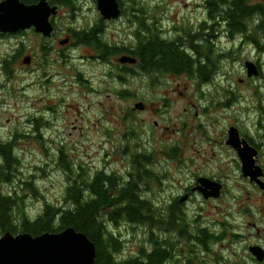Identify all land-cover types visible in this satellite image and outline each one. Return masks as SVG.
Returning <instances> with one entry per match:
<instances>
[{"label":"rangeland","instance_id":"rangeland-1","mask_svg":"<svg viewBox=\"0 0 264 264\" xmlns=\"http://www.w3.org/2000/svg\"><path fill=\"white\" fill-rule=\"evenodd\" d=\"M122 1L125 2V15L112 24L111 32L125 36L126 42L133 41L138 30V23L131 14L132 10L137 8L136 0ZM137 1L143 4L146 16H163L161 21L165 28L172 27L173 23L181 25L190 20L196 21L205 11L204 7L198 6L202 5L201 0ZM158 1L160 3H157ZM90 16L91 14L87 15ZM68 18L67 14H63L64 21ZM81 18L74 20L75 23L76 21L83 23L84 18ZM20 41L26 46L25 49L23 46L20 48L23 58L28 51L39 50L40 37L34 33L16 35L0 41V62L7 55L18 52ZM240 42V37L234 41L226 40V47L228 49L235 47V51L226 55L218 78L209 84H199L198 81H191L186 76L175 77L170 83L164 80L161 84L158 82L152 84L140 75H130L124 84V81L112 76L111 87L109 82L101 85L98 82L99 78H96L94 87L104 89L98 93L91 88L93 80L80 81L76 75L78 68L86 78L92 77L95 73L91 59L80 57L85 50H74L70 45L65 49L66 54L70 53L69 56L65 55L63 58L55 54H48L45 58L37 56L36 67L29 70L22 67V62L16 54L17 58L13 62L7 61L14 64V67L9 66L8 70H2L0 67V143H13L20 161L17 171L12 174V180L0 182L1 191L11 192L20 197L23 208L30 218H36L42 213L46 204L63 207L66 205L67 181L71 180L59 165L61 153H64L80 172L84 169L94 174V170L107 169L110 172L125 173L129 161L127 156L124 157L122 147H125V144L134 146L140 139L143 140L142 121L146 120L152 126L154 120H160L166 115L171 116L172 119L169 121L172 125L175 121L179 123L187 121L191 126L190 129L182 131L181 124L179 128L176 127V131L167 132V140L170 143L178 141L182 145V156L187 165H180L177 161H166L161 156L162 164L155 168L158 166L165 168L169 176L162 186L157 188L156 180H151L150 185L155 189L157 199L168 200L182 194L186 187L194 183L193 177L196 173L212 171L220 175L225 174L235 191L233 194L224 199L207 198L199 194L195 200L186 202L187 218L192 231L197 230V225L204 224L211 231L220 232L221 223L228 214L235 223L236 217L233 215H237L246 207L252 209L254 215L252 221L255 225L254 223L243 225L241 230L244 237L241 239L234 238L233 228L228 227L226 238L211 241L209 250L199 245L193 246L190 242L192 247H184V254L177 253L180 262L168 264H264L252 258L248 250V245L253 243L264 245V199L260 188L245 179L231 161L225 143V135L233 124L254 134L257 132L260 125L256 107L260 102L264 103V78L260 79L257 76L249 78L245 68L248 59L260 57L264 63V53L249 42H244L240 48ZM56 63L59 66L56 67ZM41 65L45 66L47 74H51L46 82L47 88L41 87L38 83L43 80L41 78L43 72L39 68ZM229 87L234 90L238 99L225 108L209 114L200 112L199 117H194L191 112L185 113L187 100L183 99L184 97L194 98L191 105L209 106L212 98L226 101L227 96H233L234 94L228 91ZM125 89L135 95L148 96L149 102L158 96L168 97L170 108L166 111L160 103L155 105L160 108L157 113L151 110L139 111L136 108L135 115L138 119L136 121L128 115L134 104L131 100H124L118 92ZM107 96L111 99L108 100ZM62 100L63 104L59 105ZM50 105L58 108L57 115L61 118H51L49 111L45 112L47 115L43 117L45 120L41 118V112ZM200 123L203 125L202 129H199ZM108 128L111 129L109 139L111 143L105 142L108 139L106 135ZM155 131L159 133L158 129ZM128 132L130 138L125 139ZM61 144H65L67 150L59 151L58 147ZM168 157L170 156L165 159ZM206 160L208 161L205 162ZM2 163L3 158L0 155V165ZM234 195L236 198H232ZM111 227L116 229L112 225ZM117 228L119 229L116 231L121 232V237L125 241L123 251L120 252L124 257L135 254L146 242L147 235L143 227L133 229L122 221Z\"/></svg>","mask_w":264,"mask_h":264},{"label":"flooded vegetation","instance_id":"flooded-vegetation-1","mask_svg":"<svg viewBox=\"0 0 264 264\" xmlns=\"http://www.w3.org/2000/svg\"><path fill=\"white\" fill-rule=\"evenodd\" d=\"M3 0H0V3ZM22 2L30 5V4H36L40 0H21ZM50 6L57 7V14L50 16V21L53 26V32L50 37L45 36L43 33H39L36 31V28L33 26L31 28H27L25 30H20L16 33H0V41L12 38L16 35H31V33H34L38 37H40V43H39V50L37 52L28 51L26 55L23 58V54H21L20 48L23 46L20 41V46L17 47L18 52V58L20 62H22V67L24 69H31L36 67V57H43L45 58L48 54H55L59 56L60 58H63L65 55L69 56L70 53L66 54L65 49H67L70 45L73 47L74 50H85L86 52L81 55L82 59L88 58L91 59V64L94 67V75L90 78L84 77L85 75L83 72L76 70L77 78L82 80H88L92 81L91 88L94 89V92L98 93L101 92V90H104L102 87L95 88L94 83L97 81L96 78H99L98 82L101 85H106L108 82L111 87V80L112 76L118 77L121 81L127 82V78L130 75H137V76H143L147 80H149L152 84L163 83L164 80L168 83H170L175 77L178 76H186L191 81L195 80L198 81V83H205L209 84L214 79L218 78V73L222 70L223 65L225 62V57L227 54H231L235 51V47L227 48L225 43L226 40L228 41H234L237 37L241 38L240 42V48L244 42H249L251 45H255L256 49L262 53H264V49L260 50L259 44H264L263 41H256L252 38H250L248 35H238V36H230L229 33L226 31V25L225 22L220 20L218 16H211L209 15V7L207 4V0H201L202 5H198L199 7H204V13L201 17L197 18L195 20H190L188 23L184 22L183 24L179 25V23H173L172 27H167L163 25V22L161 21L160 17H148L145 16V22L148 26L152 25L156 29L155 32H145V28L143 25L138 26V29L140 27V30H142L138 35L133 37V41H125V36H118L115 33L111 32L112 24L118 22L122 17L125 15V2L122 0H118L120 3V8L122 10V14L117 19H106L104 18L103 14L98 8V0H71L70 4H61L58 2V0H46ZM157 3H160L158 1ZM160 7V6H156ZM162 13V11H161ZM63 14H67L69 18L67 21H64ZM88 14H91L90 17H87ZM94 14V19H92V16ZM82 17L81 19L84 20L83 23H78L74 20H77L78 18ZM88 21H86V20ZM72 21V22H71ZM68 23H70L68 25ZM138 33V32H137ZM144 36L152 37L154 39V42L156 44L157 49H161L162 46L164 48H171L173 44H176V48L179 47L181 51H184L187 55L191 57L194 63V67H196L197 72L196 73H189V72H182L181 74H178L175 71L171 70H163L161 68H158L156 70L155 74H152V72L146 71L144 68V65L142 64V58L140 56H135L137 58V62L134 64L131 63H125L120 61V57L129 54L132 55L135 49L137 47H140L142 49L141 45H147L148 42L141 41V38ZM67 40L66 43H62V41ZM89 40V41H87ZM142 42V43H141ZM140 44V45H139ZM139 45V46H137ZM178 46V47H177ZM23 48L25 49L26 46L24 45ZM239 48V49H240ZM16 52V51H15ZM7 55L6 57L2 58L0 62V67L2 70L7 69L9 66L14 67V64L7 63V61L13 62L17 58V55L15 54ZM134 56V55H133ZM29 58V62H25V59ZM254 61L259 70V77L260 79L264 78V63L261 60L260 57L254 58V59H248ZM20 66V64H18ZM17 65V66H18ZM56 67L59 66L58 63L55 65ZM42 70L41 78H43L42 82H38L41 87H46V82L49 79L51 74H47V71L45 70V66L41 65L39 67ZM198 68H210L211 69V78L210 80H207L206 78H202L199 74ZM82 75V76H81ZM249 77V76H248ZM252 78V77H249ZM254 79V78H253ZM207 80V81H206ZM244 79H241L243 81ZM264 85V84H263ZM263 85H261L263 87ZM225 87V85H222ZM227 88V87H226ZM229 93L234 94L233 96H227L226 101H220L219 99L212 98L210 101L209 106H201L199 104L191 105L194 103L193 97H184L183 99L187 100V105L184 107L185 113L191 112V115L194 117H199L200 112L203 114H209L212 111H218L221 108H225L226 105L231 104L235 100L238 99V96L235 94L234 90L229 87ZM119 94L122 96V98L131 100V103L134 104L131 109L132 111L128 112V115L132 116L133 119L138 120L135 113L137 104L140 103L142 105V108H138L139 111L144 110H151L155 111L157 113V110H160V108H157L155 105L160 103L162 104L163 108L168 111L170 108V100L168 97H161L158 96L154 99H152V102H149L148 96H142V95H135L134 93H131L128 89L125 90H119ZM261 93V92H260ZM134 94V95H133ZM262 94V93H261ZM167 96V95H166ZM262 96V95H261ZM260 96V97H261ZM204 95H202V98ZM107 99L110 100L111 97L107 96ZM59 105L63 104L62 102L58 103ZM57 109L56 107H47L44 109L45 111L41 112V118L45 120L43 117H47L46 111L51 112L50 117L54 119H59L57 115ZM257 109V117H258V124L260 125V128L257 130V132L254 134L253 132L240 129L236 125H231L229 129L232 126L237 127L239 130V137H240V148L245 147V143L243 140L246 141L248 146L252 148L254 151L253 160L255 161V164L261 166L263 168L264 172V103L260 102L259 105L256 107ZM169 119H172V117H168L167 115L163 118H160V120H154L152 126L149 125V122L146 120L142 121V136L143 140L138 142V144L132 146L130 144H125V147H122L123 149V155L124 157H128V166L126 167V172L121 173L119 171H108L107 169H98L94 170V172H104L107 176H115L119 177L123 183L128 182L133 178V175L135 173V167L134 162L137 160L139 156H149V161L147 162L149 164V167H151L155 173L154 179L156 180V183L158 184L155 186L156 188L159 186L161 187L164 180L169 176L168 171L164 170L165 168H155L158 164L162 162V159L164 157V160L166 161H177L180 165H187L186 161L184 160V156H182V145L180 142L176 141L174 143H170V141L167 140V132L169 130L176 131V127H180L182 124V131H186L191 128L189 122L187 121H175L172 125V123L169 121ZM46 123H49L46 121ZM202 123L199 125V129H202ZM146 127H148L146 129ZM155 129L159 130V133L155 131ZM228 129V131H229ZM110 130H106V135L108 136L106 143H111L110 139ZM228 131L226 137V145H227V153L230 157L231 161L238 167L240 173L242 176L247 179L251 184L257 186L260 188V193L262 195V198L264 199V188H261L259 184L256 181H252L251 177H247L243 174L242 171V159L239 154V148H235L234 146L227 143L228 140ZM130 132L125 134V139L130 138L129 135ZM137 134V132H136ZM67 146L65 144L59 145L58 149L59 151L67 150ZM133 149V150H132ZM213 157L215 156V153L212 154ZM163 156V157H161ZM167 156V159H165ZM209 160V159H208ZM206 160L205 162H207ZM193 162V160H192ZM162 164V163H161ZM260 179L264 182V174L260 177ZM203 180L207 183H210L211 181H214L220 185L219 195L216 197H220V199L226 198L229 194H233L234 189L229 184L227 175H220L216 174L215 172L208 171L205 173H199L195 174L193 177L194 183L184 189L182 194H179L177 196H173L172 198L165 200V199H157L155 195V189L152 187V185H149L147 187H144L141 185L139 188V194H141L143 197H146L156 203L158 207L163 212L166 211V207L170 206L174 200H179L181 203H183L185 209L187 210V203L192 200L196 199V196L199 194L204 195L207 198H215V196L210 195L209 193L214 192V187L206 186L203 184ZM207 194V195H206ZM209 194V195H208ZM232 198H236V196H232ZM206 200V199H205ZM230 211V210H229ZM230 215V214H228ZM227 215V217L222 221V230L219 232L211 231L210 228L207 225H200V228H206L210 232L216 233L217 236H219V240L221 241L224 238H226L228 234V227L233 228L232 230V236L234 238H243L244 235L242 233V227L245 224H251L254 223L252 221V217H254L252 209L250 207H246L244 209H241V211L237 215H233L235 223H233V220ZM232 217V216H231ZM233 218V217H232ZM239 218V219H237ZM234 224V225H233ZM255 225V223H254ZM192 226L189 227L190 231ZM197 231V230H196ZM196 231L194 234H196ZM192 244L199 245L203 247L205 250H207L202 244H197V241H193ZM208 246L209 243L207 242ZM254 246H260L264 249V245L259 243H253L248 245V250L252 256V258L256 259L258 262H264V259L260 261L257 256L252 252L251 248ZM196 250V248H195ZM179 259V258H178Z\"/></svg>","mask_w":264,"mask_h":264},{"label":"trees","instance_id":"trees-1","mask_svg":"<svg viewBox=\"0 0 264 264\" xmlns=\"http://www.w3.org/2000/svg\"><path fill=\"white\" fill-rule=\"evenodd\" d=\"M58 2L70 4L71 0H58ZM135 2L137 8L131 12L135 22L138 26L143 25L145 32H155L153 24L148 26L145 22L143 4L141 1ZM207 4L209 15L218 16L224 21L230 36L248 35L257 42L263 41L264 0H207ZM142 30L139 27L138 36ZM141 41H146L148 44L141 45L142 49L137 47L132 55L142 58L146 71L155 74L156 70L161 68L178 74L185 71L191 74L197 72L191 57L178 46L176 48L177 43L171 48L162 46L161 49H157L156 44L151 42L154 41L152 37L144 36ZM259 48L263 50L264 44H259ZM198 70L202 78L210 80L212 74L210 68H198ZM0 155L3 158V163L0 165V182L11 181L12 174L17 171L20 161L13 143L1 142ZM148 157L143 155L137 158L134 162L133 178L123 183L119 177L107 176L104 172L92 174L84 169L80 172L75 164L61 153L59 165L71 180V182L67 181L65 190L66 205L62 207L46 204L42 213L36 218H30L23 208L20 197L11 192L3 193L0 189V235L6 231L38 235L47 231L58 232L72 226L77 231L85 233L94 242L97 249L95 264L178 262L177 253L184 254V247H192V239L209 250L207 242L219 240V236L206 228H200V225L196 226V234L195 231H190L188 212L183 203L174 200L163 212L159 209L162 207H158L154 201L139 194L141 185L149 186L151 180L156 177L147 163ZM122 221L133 229L143 227L147 235L146 242L129 257L120 254L125 241L121 237V232L116 230L119 229L117 227Z\"/></svg>","mask_w":264,"mask_h":264},{"label":"water","instance_id":"water-1","mask_svg":"<svg viewBox=\"0 0 264 264\" xmlns=\"http://www.w3.org/2000/svg\"><path fill=\"white\" fill-rule=\"evenodd\" d=\"M98 8L106 19H117L122 14L118 0H98ZM52 14H57V7L50 6L46 0L30 5L20 0H3L0 3V33H16L34 26L37 32L50 37L53 32L50 21ZM66 42L67 40L62 41ZM120 61L134 64L137 58L125 54L120 57ZM25 62H29V58H26ZM245 68L249 77L259 75L258 66L254 61H246ZM137 107L142 108V105L138 103ZM243 142L246 146L240 148L239 130L232 126L228 131L227 143L239 148L243 174L264 188V182L260 179L264 174L263 168L255 164L254 151L245 140ZM203 184L214 187L215 191L209 193L210 195H219L218 183H207L203 180ZM251 250L260 261L264 259L263 248L254 246ZM96 257L94 242L72 226L58 232L47 231L38 235L11 231L0 235V264H95Z\"/></svg>","mask_w":264,"mask_h":264},{"label":"bare ground","instance_id":"bare-ground-1","mask_svg":"<svg viewBox=\"0 0 264 264\" xmlns=\"http://www.w3.org/2000/svg\"><path fill=\"white\" fill-rule=\"evenodd\" d=\"M20 1H21V0H20ZM40 1H41V0H40ZM40 1H39V2H40Z\"/></svg>","mask_w":264,"mask_h":264}]
</instances>
